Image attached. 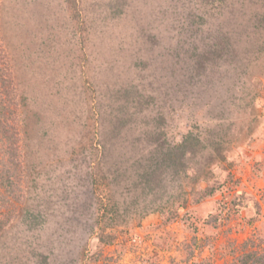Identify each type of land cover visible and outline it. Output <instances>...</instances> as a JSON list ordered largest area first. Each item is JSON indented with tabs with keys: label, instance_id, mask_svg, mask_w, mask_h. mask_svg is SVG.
Here are the masks:
<instances>
[{
	"label": "rangeland",
	"instance_id": "obj_1",
	"mask_svg": "<svg viewBox=\"0 0 264 264\" xmlns=\"http://www.w3.org/2000/svg\"><path fill=\"white\" fill-rule=\"evenodd\" d=\"M4 54L3 113L24 122L19 146L39 145L20 182L0 187V264H241L246 252L264 254V0H0ZM127 81L146 107L135 124L165 119L159 194L102 182L94 167L95 105ZM40 108L48 115L33 116ZM108 183L126 212L115 244L101 246L110 220L102 212L95 224L93 210ZM231 200L240 209L227 216L220 207ZM143 204L157 209L132 229Z\"/></svg>",
	"mask_w": 264,
	"mask_h": 264
},
{
	"label": "trees",
	"instance_id": "obj_2",
	"mask_svg": "<svg viewBox=\"0 0 264 264\" xmlns=\"http://www.w3.org/2000/svg\"><path fill=\"white\" fill-rule=\"evenodd\" d=\"M8 61L5 58V54L0 59V84H4V88L5 84L9 85V83H7V77L5 76L6 80H4L2 76L3 72L8 73L10 64V61ZM124 69H128V67ZM114 75L115 74H111L110 78H112ZM113 79L116 83L119 81L118 76H115V78ZM127 90H138V86L129 83V81L122 82L115 91V95L113 96V92H111L110 96L107 97V100L104 101L105 108L102 109V105H95V111L99 116L97 120L100 122L98 124L100 130H98L99 138L97 139V142L99 144H96L92 147V150L96 152V158L99 159V162L97 161L96 164H94V167L96 168V170H99L102 182L108 180V182H115L117 184H120L124 183V181H138L140 190H143V188H145L148 183H150L151 189L149 192H155V194H159L160 188L166 186L165 177L168 175L167 172L169 170V167H165L164 162L165 160H167L166 158L168 156L167 154H169L170 147H166L164 149V141L166 136H161V134L163 133L161 130L163 129L162 126L165 119L161 116V114H159L157 118H154V120H158L157 127L153 124H142V122H139L138 120V122L135 124L137 118L141 120L143 116L142 112L145 111L144 109H146V107L141 109L142 105L144 104L140 102L139 96L133 100L131 99V94L127 93ZM41 109L45 110L44 108H40L35 112L33 111V116L35 114H41ZM3 110L4 106L2 103H0V187L6 189L7 192H10V189H13V185L18 181L20 182L18 172L22 174L23 163H27V156L31 159L35 157V149L37 148L35 146L39 145V140L33 142L31 141V143H29L28 141L25 143V146H19L17 144V141L19 142L18 136H22L21 129L24 126V122L20 118H18L17 121V113L14 116L5 117ZM90 114L92 117L95 115L94 111L90 112ZM44 115H48V112L46 110L44 111ZM27 121H29V117L27 118ZM158 131V139H150V135L153 136L154 134H157ZM35 135L37 137L38 131H36ZM142 136L146 137V141H143L145 144L144 146L141 141ZM98 145H100L101 147L100 157V148ZM172 147L176 149L178 145H174ZM178 148H180V146ZM111 161L113 163L110 165ZM34 162L35 164H37L36 161ZM73 163L74 162L71 163L70 169L67 172L66 177L73 173ZM76 176L77 173H74V179H76ZM91 182L94 183L95 181L91 179ZM61 183L65 185V190L67 191L70 183L65 181ZM110 185H112V183L104 185V187H107V190L104 194H100L99 199L97 198V209L93 210V216H95V224L101 223V219L103 218V215L104 218L106 217V213H108V217L110 220V224L108 226L110 228L109 232L101 235L98 238V241L101 246H112L113 244H115V241L117 240L116 232H119V230L116 229H119L117 227L123 225V223L121 222L122 219L120 218V216L117 215L119 211L120 214L126 212L124 208L120 209V203L118 201H115L116 199H113L112 197L108 196V190L109 188H111ZM112 187H114V185ZM139 188L132 187V189ZM203 192L205 193H203L204 195H202V198L211 197L214 193H217V188L208 190L206 189ZM117 194L120 199L121 197L128 195L126 193H123L122 191H118ZM132 194H134L132 196L135 197L141 196V192H132ZM231 201L232 202L231 204H229V206L227 204H221L222 207H220V209L222 208L223 210L227 211V216L232 213L237 214L240 209V200L236 202L233 200ZM98 202H100L99 206ZM163 205L166 206L165 204ZM66 206L68 208H72L70 204H66ZM41 207L44 209L45 212L57 209L56 204H47L42 205ZM108 207L109 210L107 209ZM244 207L245 206L242 204V209ZM176 208L183 209L184 205L180 206V204H177ZM132 209H135V211L137 212L131 220V228L134 229L140 226V220L143 218L142 216L145 213H150V211L152 212L154 209H157V206H153L152 204L150 206H144L143 204L140 207L138 205ZM177 209L175 210L178 211ZM41 216L42 214H40L39 217L37 215V220L35 219L36 224L30 223V226H33L35 228V226L39 227L40 225H42L44 221L40 220L43 218V216ZM102 222H104V219ZM3 227L4 222L0 224V230L3 229ZM120 231L122 233V230ZM194 231L196 232L197 229L194 228ZM126 234L129 235L128 232H125V235ZM240 261L241 264H264V254H259L255 251L246 252L242 256V259H240Z\"/></svg>",
	"mask_w": 264,
	"mask_h": 264
}]
</instances>
